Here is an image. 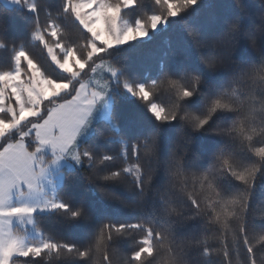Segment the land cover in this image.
Wrapping results in <instances>:
<instances>
[{
    "label": "snow or ice",
    "instance_id": "obj_1",
    "mask_svg": "<svg viewBox=\"0 0 264 264\" xmlns=\"http://www.w3.org/2000/svg\"><path fill=\"white\" fill-rule=\"evenodd\" d=\"M10 2L32 13L31 41L42 45L65 75L49 74L23 41L7 42L12 67L0 69V264L53 259L114 264L113 254L123 264H200L196 257L214 255L219 264H264V198H257L258 190L264 192V10L254 19L245 0H233L236 14L221 28L188 26L191 52L204 71L185 64L173 73L161 61V74L145 84L129 81L103 54L144 40L198 0H152L155 10L133 23L122 12L137 0H61L58 13L41 10L40 0ZM65 19L74 21L80 41L65 40ZM6 30L0 14V48ZM241 41L254 58L238 54ZM98 70L118 80L158 122L131 140L120 135L119 155L103 149L97 154L76 143L108 93L109 80L92 78ZM205 73H223V78L211 81ZM233 85L242 86L241 96ZM161 92L172 94L173 101L157 102ZM193 97L200 98L198 108L186 103ZM172 122L176 134L169 139L161 125ZM104 123L110 130L101 135L112 140L120 131L118 119L106 115ZM197 134L214 135L221 143L205 153L196 144ZM65 156L75 162L70 170L78 168L88 183H115L132 193L125 200L98 188L107 199L142 215L102 221L83 244L46 235L37 226V213L55 211L69 222L91 220L83 203L73 207L56 194L65 177L46 187L51 166ZM117 161L115 168L100 170ZM125 240L127 248L121 247ZM162 251L166 259L160 261Z\"/></svg>",
    "mask_w": 264,
    "mask_h": 264
},
{
    "label": "trees",
    "instance_id": "obj_2",
    "mask_svg": "<svg viewBox=\"0 0 264 264\" xmlns=\"http://www.w3.org/2000/svg\"><path fill=\"white\" fill-rule=\"evenodd\" d=\"M248 9L255 16L264 10L261 4L264 0H245ZM41 10L47 9L52 13H58L61 10V0H40ZM152 0H137V4L122 12V17L127 19L129 23H133L137 17H143L146 13L154 11ZM0 14H3L7 23V30L3 32L5 46L0 48V69L12 67V52L7 46L8 41L25 43V47L31 55L38 61L43 68L55 78H63L65 74L59 72L52 64L46 50L38 42L31 41L30 24L32 22V13L23 8L16 6H7L0 0ZM236 14L233 0H198V3L191 6L188 10L181 13L177 17H169L166 25H162L155 32H150L148 38L131 42L124 46L108 49L103 55L109 62L120 67L122 73L129 81L149 83L152 79L157 78L161 74L160 64L164 62L165 67L175 73L181 66L188 65L196 71L203 72L194 52H191V41L186 35L188 26H196L201 30L209 28L219 29L223 26L224 19H231ZM44 16L42 14L41 21ZM65 28V40L70 39L73 42L81 40L80 32L75 26L74 21L69 19L63 20ZM51 42V41H50ZM175 53L166 56L165 53ZM238 54H245L249 58H254V54L241 41ZM207 79L211 81H219L223 78V73H217L209 76L205 73ZM237 96H241L242 86H232ZM111 104L109 116L115 115L119 122V133H113L112 140L103 138L101 133H106L110 129L105 125L104 119L93 122L90 126L89 136L78 142L79 146L89 148L94 153H99L101 149L105 152L116 153L122 149L117 141L120 135L127 137L129 140L142 136L149 129L155 128L158 122L147 111L144 103L137 98L131 96L126 89L122 87L118 80L112 84ZM157 102L168 104L173 101V95L168 92L158 93ZM186 103L192 108H198L200 104L199 97H193L186 100ZM251 104V101L249 102ZM258 107V105H255ZM228 117L225 116L224 119ZM167 138L175 136L177 124L175 122L161 125ZM165 146L167 139L164 141ZM221 143L220 138L214 135L197 134L196 144L205 153L212 151ZM117 162H106L100 166V170L104 171L108 168H115ZM62 175L65 177L63 186L58 187L57 195L62 200L68 202L75 207L83 203L85 209L90 213L91 220L85 223L81 220L69 222L65 217L55 211L37 214V226L53 239L58 241L76 242L83 244L93 232L95 227L102 221H132L142 215L140 209L127 208L122 206L116 200L107 199L98 190L104 187L108 191L115 193L125 200L133 198V194L126 191L119 184L95 181L88 183L84 174L77 168L73 173L70 169L63 168ZM257 198H264V192L257 191ZM147 212V204H145V213ZM212 236H218V232L212 231ZM134 239L138 240L139 235H135ZM130 241H122L121 247L127 248ZM214 247H219L218 242H210ZM23 259V258H21ZM160 261L166 259V253L161 252L158 257ZM200 264H219V257L214 255L203 260L196 257ZM235 259V257H234ZM114 264H123L119 254H113ZM32 264H64L62 261L52 260L33 261ZM73 264H85L84 261H74Z\"/></svg>",
    "mask_w": 264,
    "mask_h": 264
},
{
    "label": "rangeland",
    "instance_id": "obj_3",
    "mask_svg": "<svg viewBox=\"0 0 264 264\" xmlns=\"http://www.w3.org/2000/svg\"><path fill=\"white\" fill-rule=\"evenodd\" d=\"M1 1L7 6H16L15 4L11 3L10 0H1ZM161 26L162 25L158 26L157 30ZM57 53L59 54V50H57ZM92 78L100 82L109 80L108 93L106 94L105 98L99 101L96 104V106L93 108V111L89 117V123L82 128L81 132L77 136V140H76L77 146H78L79 141L84 140L89 136L90 126L93 122L104 119L106 115L109 116L110 104H111L110 91H111L112 84H114L116 80L110 79V74L105 72L104 70H98L96 74H93ZM74 165H75V162L70 157L65 156V157H62L59 161H57L55 165L51 166L49 172L46 175V180H45L47 189L50 190L52 187L60 184V178L63 176L62 175L63 168L71 169L72 167H74ZM37 214H40V213H37Z\"/></svg>",
    "mask_w": 264,
    "mask_h": 264
}]
</instances>
